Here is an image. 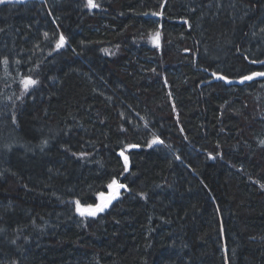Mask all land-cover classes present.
<instances>
[{
	"label": "trees",
	"instance_id": "1",
	"mask_svg": "<svg viewBox=\"0 0 264 264\" xmlns=\"http://www.w3.org/2000/svg\"><path fill=\"white\" fill-rule=\"evenodd\" d=\"M86 2L0 4V264H264V0Z\"/></svg>",
	"mask_w": 264,
	"mask_h": 264
},
{
	"label": "snow or ice",
	"instance_id": "2",
	"mask_svg": "<svg viewBox=\"0 0 264 264\" xmlns=\"http://www.w3.org/2000/svg\"><path fill=\"white\" fill-rule=\"evenodd\" d=\"M5 0H0V4L4 3ZM101 5L99 3H97V0H87L85 7L92 9V8H99ZM154 15H161V13H154ZM48 34L45 33V37H47ZM159 36L160 33L157 32L155 33V39L157 41V43H159ZM65 43V37L63 36V34L60 35L59 40L57 42V47H62ZM105 52H108V49H104ZM111 54V53H109ZM4 63L7 64L8 60L7 58L4 59ZM253 63H257V61H253ZM259 63L264 64V61H260ZM254 77H264V72H253L251 73V75H247V76H243L241 77L242 81L245 80H252ZM222 79L227 80V77H222ZM23 86L25 88V90H27L29 87H31L32 85H35L37 83L36 80L32 79L30 76L29 77H25L22 81ZM44 143L46 144L47 141H44ZM155 143H161L163 144V141L159 139V137H154V139L152 140V144ZM262 144H264V141H261ZM131 147H138V145H131ZM149 147H151V144H149ZM81 155H84L83 153H81ZM121 156H123L124 159V168L125 171H127L128 169V163H129V159L126 155H124V152L121 151L120 153ZM179 159V157H177ZM261 187H264V184H261ZM124 188L127 189V185L124 184H120L117 180L113 179L109 184H108V189L109 194L107 196H104L103 193L99 194V198H100V202L92 205V204H81V202L79 200H77L76 203V211L81 215V216H91V217H95L97 216L99 213H102L105 211V209H107L113 200H116L119 195H120V189ZM141 195H143V193H141Z\"/></svg>",
	"mask_w": 264,
	"mask_h": 264
},
{
	"label": "water",
	"instance_id": "3",
	"mask_svg": "<svg viewBox=\"0 0 264 264\" xmlns=\"http://www.w3.org/2000/svg\"><path fill=\"white\" fill-rule=\"evenodd\" d=\"M158 44H160V41H159ZM115 180H117V179H115ZM117 181H118V180H117ZM118 182H119L120 184H124V185H126L125 183H121L120 181H118ZM125 190H127V189L121 188V189L119 190V191H120V195H119V197H118L116 200H113L112 203H111V205H110L107 209H105L104 212L99 213L97 216H99L100 214H103V213H105L106 211H108L110 208H112V207L115 205V203H117L120 199H122V197H123V192H124ZM109 191H110V190L108 189V186H107V190L104 191V192H101V193H103L104 196H107V195L109 194ZM99 194H100V193H99ZM99 194H98V196H97L96 202H95L94 204H92V205H95V204H97V203L100 202ZM86 216H87V215H86ZM88 217H91V216H88ZM95 217H96V216H95Z\"/></svg>",
	"mask_w": 264,
	"mask_h": 264
}]
</instances>
